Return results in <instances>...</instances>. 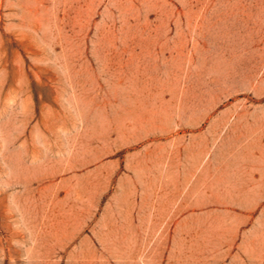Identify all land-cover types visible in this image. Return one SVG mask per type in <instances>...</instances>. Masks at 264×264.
Segmentation results:
<instances>
[{"label":"rangeland","instance_id":"374dc122","mask_svg":"<svg viewBox=\"0 0 264 264\" xmlns=\"http://www.w3.org/2000/svg\"><path fill=\"white\" fill-rule=\"evenodd\" d=\"M0 264H264V0H0Z\"/></svg>","mask_w":264,"mask_h":264}]
</instances>
